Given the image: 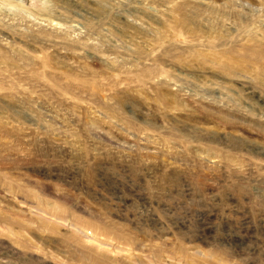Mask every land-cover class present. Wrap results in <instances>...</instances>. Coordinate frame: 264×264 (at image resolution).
<instances>
[{"label":"rangeland","instance_id":"1","mask_svg":"<svg viewBox=\"0 0 264 264\" xmlns=\"http://www.w3.org/2000/svg\"><path fill=\"white\" fill-rule=\"evenodd\" d=\"M0 264H264V0H0Z\"/></svg>","mask_w":264,"mask_h":264}]
</instances>
